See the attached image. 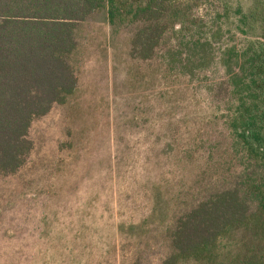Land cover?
<instances>
[{
  "label": "rangeland",
  "instance_id": "obj_1",
  "mask_svg": "<svg viewBox=\"0 0 264 264\" xmlns=\"http://www.w3.org/2000/svg\"><path fill=\"white\" fill-rule=\"evenodd\" d=\"M252 1H201L197 14L221 36L198 75L163 51L132 59L128 26L99 14L82 25L76 93L32 123L26 163L0 177V264H161L175 217L242 168L226 99L210 88L235 10Z\"/></svg>",
  "mask_w": 264,
  "mask_h": 264
},
{
  "label": "trees",
  "instance_id": "obj_2",
  "mask_svg": "<svg viewBox=\"0 0 264 264\" xmlns=\"http://www.w3.org/2000/svg\"><path fill=\"white\" fill-rule=\"evenodd\" d=\"M201 1L0 0V177L26 163L32 123L76 93L80 30L91 16L131 28L132 59L163 51L165 64L198 75L214 63L221 36L197 14ZM222 11L228 20L229 5ZM235 15L219 58L224 75L210 90L226 99L242 168L235 185L175 217L161 264H264V0Z\"/></svg>",
  "mask_w": 264,
  "mask_h": 264
}]
</instances>
